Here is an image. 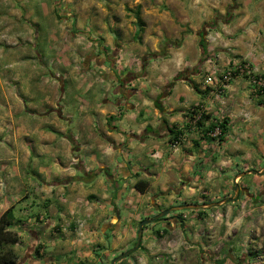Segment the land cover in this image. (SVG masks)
Instances as JSON below:
<instances>
[{
    "label": "crops",
    "instance_id": "crops-1",
    "mask_svg": "<svg viewBox=\"0 0 264 264\" xmlns=\"http://www.w3.org/2000/svg\"><path fill=\"white\" fill-rule=\"evenodd\" d=\"M232 61L264 74V0H0V215L10 209L18 238L12 264H108L163 208L221 200L234 181L230 203L264 197V171L237 176L264 165V96L245 77L217 95ZM199 104L203 122H224L222 140L189 122ZM171 215L145 224L128 263L165 252L157 240L179 222Z\"/></svg>",
    "mask_w": 264,
    "mask_h": 264
},
{
    "label": "rangeland",
    "instance_id": "rangeland-1",
    "mask_svg": "<svg viewBox=\"0 0 264 264\" xmlns=\"http://www.w3.org/2000/svg\"><path fill=\"white\" fill-rule=\"evenodd\" d=\"M32 17L38 15L34 13ZM63 26L66 34L73 31ZM243 195L234 204L227 201L199 212L182 209L168 213L179 222L163 239L157 240L165 252L151 255L147 264H264V197L257 200ZM128 256L118 264H130Z\"/></svg>",
    "mask_w": 264,
    "mask_h": 264
},
{
    "label": "built area",
    "instance_id": "built-area-1",
    "mask_svg": "<svg viewBox=\"0 0 264 264\" xmlns=\"http://www.w3.org/2000/svg\"><path fill=\"white\" fill-rule=\"evenodd\" d=\"M236 77H245L249 83V86L252 91L260 93L261 89L264 88V77L261 75L255 74L250 66L244 62V61H232L229 63L223 71L220 73V76L218 78V91L217 95L222 94L224 88L229 84L231 80H233ZM206 83H214V79L211 75H207L204 79ZM205 106L204 105H197L194 108L191 109L190 115H189V122L192 125H196L197 121L201 119L203 116V113L205 112ZM215 126L211 130L208 131V134L213 137L216 141H219V136L222 134L220 123L221 120L216 119ZM182 135H178L177 138L169 140V148L171 150H177L180 147L181 144ZM79 225H81V222H79ZM77 237L82 238L83 232L79 228L76 231Z\"/></svg>",
    "mask_w": 264,
    "mask_h": 264
},
{
    "label": "trees",
    "instance_id": "trees-1",
    "mask_svg": "<svg viewBox=\"0 0 264 264\" xmlns=\"http://www.w3.org/2000/svg\"><path fill=\"white\" fill-rule=\"evenodd\" d=\"M223 19L228 21L230 19L233 18V13H232V9L231 8H228L226 10V13L224 15H222ZM173 43H178V41H173ZM199 44L201 45L202 47V54L204 55L205 53V48H204V42L202 39L199 40ZM203 59V56L201 55L200 57V61ZM262 77H264V74H260ZM261 95L264 96V88L261 89L260 93ZM207 117V116H205ZM203 118V116L201 117V119ZM198 120L197 121V125L199 127H203L202 129V132H206L207 135L208 134V131L211 130L213 128V126H215V122L214 121H208V122H203L202 120ZM220 127H221V132L222 134L219 136V140H222L223 138V132L226 131V128H225V124L224 122L222 121L220 123ZM171 131V137H170V140L171 139H175L177 138L178 135L181 134L180 131H173V130H170ZM210 136V135H209ZM211 137V136H210ZM213 138V137H212ZM146 185V182L145 181H137L135 183V187L139 190V191H142L144 189ZM239 196V194L237 195V197L235 199H237ZM208 201H212V200H202L201 202H208ZM187 201H182V203H186ZM194 202V201H193ZM195 203V202H194ZM196 211H203V208L201 209H195ZM11 214H10V209H7L6 211H4L1 215H0V264H6L8 262H13L14 261V258H15V255L14 253L12 252L10 246L15 244L18 240L17 238V234L11 230L8 229V226L11 224ZM167 218V215L165 216H162V217H159L155 220H163V219H166ZM145 226V225H144ZM143 226V227H144ZM135 244V241L133 243V245ZM140 245H141V241H140ZM139 245V247H140ZM138 247V248H139ZM124 258V257H123ZM121 258V259H123ZM119 259L118 262L121 260ZM110 264V262L108 263Z\"/></svg>",
    "mask_w": 264,
    "mask_h": 264
},
{
    "label": "water",
    "instance_id": "water-1",
    "mask_svg": "<svg viewBox=\"0 0 264 264\" xmlns=\"http://www.w3.org/2000/svg\"><path fill=\"white\" fill-rule=\"evenodd\" d=\"M264 171V165L262 167L261 170H255V169H248V170H244L241 171L237 174V176H241V175H245L247 173H262ZM240 188L239 185L237 184L236 181H234L233 184V194L231 196H227L222 198L221 200H216V201H209V202H203V203H181V204H176V205H172L166 208H163L161 210H159L156 214H154L152 217L149 218H142L137 225V230H136V238H135V244L122 251L121 253H119L118 255L114 256L111 260H110V264H115V262L123 257H126L127 255H129V253H131L132 251L136 250L139 245H140V241H141V236H142V229L143 226L159 217L165 216L168 213L172 212V211H177V210H182V209H201L204 207H211V206H217L221 203L227 202V201H232L234 200L237 195L239 194ZM6 264H12V262H8Z\"/></svg>",
    "mask_w": 264,
    "mask_h": 264
}]
</instances>
